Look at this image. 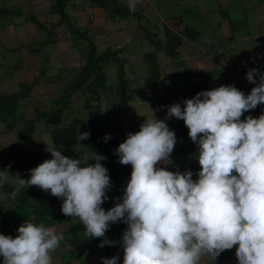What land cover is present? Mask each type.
Wrapping results in <instances>:
<instances>
[{
	"label": "trees",
	"instance_id": "trees-1",
	"mask_svg": "<svg viewBox=\"0 0 264 264\" xmlns=\"http://www.w3.org/2000/svg\"><path fill=\"white\" fill-rule=\"evenodd\" d=\"M4 2L0 0V32L7 22L16 25L13 19L7 21L9 17H23L45 32L43 38L27 44L9 48L0 44L4 52L1 57L7 50L26 47L29 53L38 55L40 62L36 66L38 74L31 80L20 81L18 90L6 92L0 88V128L6 131L16 129L13 132L15 140L0 155V253L4 260H8L6 264H27L26 249L31 246L42 251L41 245L62 248L59 250L62 264H73V261L88 264V257L95 255L102 257V264H115L116 260L118 264H187L184 252L197 245L190 239L194 240L199 235H211L206 241L216 248L217 264H224L227 251L235 245L228 243L229 235L224 236L227 232H216L220 226L219 218L214 212H208L204 217H209L210 213L212 217L203 224V228L196 224L199 212L195 198L203 191L210 193L209 182L197 187L189 184L182 189L174 182L161 185L159 179H155L152 191L145 189L143 178L136 172V167L144 163V151L137 146L140 136L133 134L138 129L133 121L118 125L114 105L120 101L124 107H129L133 81L144 80L143 83L150 88L157 85V80L161 78L175 82L183 73L184 84L187 85H184L185 93L181 101L185 109L193 106V102L201 105L203 98L197 93L202 92L205 85L206 102L220 106L217 114L210 109L206 113L207 118L227 115V112L233 113L235 118L236 112L245 115L246 108H252L242 122L245 132L232 135L235 137L233 142L238 152L240 150L244 156H253L264 164V127L261 125L264 115H252L254 108L264 112V76L260 86L256 85V88H261L262 100L252 106L249 103L245 105L244 92L249 88L243 79L238 80L236 90L231 91L233 88L226 85L229 78L226 68L191 73L186 61L176 58L178 51L175 45L180 44L182 38L168 27H164L161 36L150 31L153 17L149 18L145 6L140 9V1L51 0L48 15L55 19L49 22V26L40 21L33 11H24L21 2L12 7L4 6ZM77 5L100 7L107 22L128 18L135 20L129 43H117L114 49L109 46L99 49L94 41L95 32L87 25H77L75 18L66 12L67 7L75 9ZM61 24L66 26L69 34L66 40L79 53L75 57L78 65L53 67L62 83L60 92L57 96L37 99L33 117L24 120L18 116L19 108L23 103L34 102L28 97L33 94L37 78L50 72L48 49L58 44L55 29ZM187 28L189 34L191 30H196ZM134 37L135 41L152 46L150 52H143L142 45L140 50L132 47ZM256 38L258 44L253 54L260 55L264 53V33ZM135 54L141 55L142 62L135 60ZM162 55L171 59L169 72H164ZM138 63H145L143 70L137 68ZM111 64L116 69L113 81H109L107 73ZM199 75V79L195 78ZM222 86H225L224 89ZM227 87L231 90H225ZM185 95L190 101L184 99ZM109 99L114 103L111 104ZM229 105L233 107L226 112L224 109ZM184 119H187L185 115ZM234 123L235 119L228 125ZM39 129L49 133L53 143L31 151L27 147L21 148L22 143ZM178 130L180 135L171 142L186 139L193 157L203 153L204 148L198 147L190 130L184 129L183 121L177 129L166 131V135L176 134ZM141 131L148 137L155 133L150 126ZM212 141L216 138L213 137ZM155 142L164 146L163 151L169 144L167 139ZM171 151L175 152L174 149ZM225 173L223 193L234 198L232 205H227L235 210L252 211L264 199V184L251 185L239 166L229 164ZM156 176L154 174L152 178ZM174 213H180L184 218L168 226L167 218ZM140 223L144 224L143 229L138 228ZM60 225L69 227L61 236L54 231L40 235V231L52 227L56 229ZM248 241L249 248L261 254L264 225L259 232L250 235ZM99 261L95 263L101 264ZM238 264L246 262L240 259Z\"/></svg>",
	"mask_w": 264,
	"mask_h": 264
},
{
	"label": "rangeland",
	"instance_id": "rangeland-1",
	"mask_svg": "<svg viewBox=\"0 0 264 264\" xmlns=\"http://www.w3.org/2000/svg\"><path fill=\"white\" fill-rule=\"evenodd\" d=\"M4 6H16L18 2H21V6L24 11L31 12L37 16V18L44 22L46 26H49V22L54 17L51 18L48 15L49 3L51 0H3ZM161 6H163L160 11L159 17L167 16L168 13H174L179 16V19L184 23L186 21L185 14H191L192 19L194 17L198 18L199 11L195 6H192L195 2L194 0L190 2L192 8L187 9V4L189 1H176L183 3L181 6H174V1L159 0ZM202 1V0H200ZM216 1V7L219 15L227 17L230 21L229 28L233 31V40L224 45L222 48L230 47L227 49V55L230 57L227 61H222L225 63V67L229 66L228 79L226 85L229 87L225 90L233 91L236 90V84L238 80H242L245 86L249 88L247 95L244 96L245 105L249 103L254 106L262 100V95L260 94L261 88H256V85L260 86L262 75L264 76V67L261 68L260 72L255 70L247 73L250 69V65L247 60H250L249 54H253L255 51V45L258 44L256 37H261L264 33L262 26L264 27V0H213ZM149 1L140 0L139 6L145 8ZM151 2V1H150ZM152 3V2H151ZM150 3V4H151ZM149 5V4H148ZM152 5V4H151ZM150 5V10L146 12L151 19L156 13V6L152 7ZM78 7V8H77ZM71 9V6L67 7L72 18L74 17L77 25H87L96 34L94 39L97 47L99 49H104L103 47L109 46L114 49L117 43L119 45H124L129 43L126 39L123 40L127 35L132 37V28L136 23L135 20L128 18L119 21H108L106 15L100 7H90L78 6ZM148 9V7H147ZM166 15H163L161 13ZM73 13V14H72ZM261 13V15H256ZM168 14V15H170ZM262 17V19H261ZM14 20L16 25H12V22H7L5 26L1 28L0 32V44L4 47L9 48L11 46H16L18 44H27L33 42L34 40H39L45 36L43 30H38L36 26L30 22L23 19V17H9L7 21ZM106 21V23H105ZM156 18L153 19L151 27H155ZM206 22L209 21L208 13L206 14ZM162 23V22H161ZM161 23L157 27H161ZM121 26V27H120ZM120 27V28H119ZM196 29V28H195ZM205 29L209 35L208 40H206L202 46L203 50L207 55L214 54L215 50H218L219 41L215 36V30L212 28L211 24H206ZM107 30H109L107 32ZM158 30V28H157ZM58 37V44L50 48V62L51 69L50 72L45 75V77L39 76L37 78L36 86L34 88L33 94L28 97L29 101L34 99V102L23 103L18 111V116L27 120L33 117V107L37 99H46L50 96H57L60 92L61 81L57 76L56 69H53L56 65L63 68V66H74L78 65V60L75 59L79 54L76 48L71 47L70 43L66 40L68 37V32L64 24L58 25L55 29ZM212 32V33H211ZM162 34V31H160ZM211 33V34H210ZM127 34V35H126ZM245 35L246 39L250 35L251 38L245 41H239L236 44L238 35ZM126 35V36H125ZM197 38L199 33L197 30H191V36ZM132 47L135 46L138 50L142 45L143 52L149 51L150 47L147 44H142L139 41L133 39ZM136 43V44H135ZM234 43V44H233ZM164 44V43H163ZM162 44V45H163ZM131 45V43H130ZM0 45V88L4 89L6 92H13L19 89L18 83L22 80H31L39 72L38 66L40 64L37 59V54H31L27 51L26 47L19 48L18 50H7L6 54L1 57L3 49ZM156 45H154L155 47ZM235 46V47H234ZM131 47V46H130ZM234 47V48H233ZM132 49V48H131ZM234 49V50H231ZM255 53V52H254ZM224 54V52H222ZM155 55V52H154ZM185 54L179 51L176 56L178 60L182 59ZM221 56V55H220ZM255 58V56H252ZM176 59V60H177ZM62 61V62H61ZM264 61L263 58L260 59V63ZM165 63V66L171 64V59L162 55L161 64ZM184 66V65H182ZM180 66V67H182ZM255 66V65H254ZM53 69V70H52ZM188 69H190L188 67ZM231 70V72H230ZM107 73L110 75V80L113 81L116 75V69L113 64L108 68ZM241 73L244 76L241 77ZM139 75V74H138ZM197 76L195 78H200ZM227 77V78H228ZM141 80L133 81L131 86L132 100L128 102L129 107H124V103L118 101L115 104L116 114L114 117L119 121L118 125L130 124L132 121L135 123V127L138 129L133 132L134 135L140 136L139 142H137L138 149H142L144 163L142 166H137L136 170L139 176L143 178L142 184L148 191H152L153 182L155 179H159V183L163 185L166 182H174L179 188H184L189 184L202 185L205 182L210 184V193L208 191H203L196 195V207L199 212V216L196 219V224L199 228H203L212 214L209 217H204L208 212H214L215 216L219 218L220 226L216 232L225 231L227 236L229 235L230 241L233 246L227 251V256L224 258V264H238L240 259L245 261L246 264H264V248L261 254L251 250L249 248L248 237L255 232H259L264 225V199L256 204L253 210L241 211L235 210L232 206L227 205L231 203L234 199L233 197H228L227 194L223 193V179L225 176V171L229 164H236L244 171L247 176L249 183L253 186L264 184V164L258 162L253 158V156H244L242 151L236 148L233 140L235 135L245 132V127L242 122L245 121L246 113L252 108H246L245 115L241 112L235 113V118H233V113H229L233 107L232 105L226 106L227 115L213 116L207 118V112L211 109L215 114L220 111V106L216 104H208L206 102V96L204 91L197 93L201 98V105H196L195 102L193 106L185 109L182 105L181 97L184 95V78L183 73L175 80L171 82L169 80H157V85L148 87V84L143 83ZM161 83L165 84L162 85ZM253 87L250 88V85ZM225 85V82H223ZM212 87H214L212 85ZM225 86L221 88L224 89ZM221 88H218L221 90ZM214 89V88H212ZM221 92V91H218ZM184 99H188L186 95ZM110 100V99H109ZM192 101V100H191ZM111 104L114 103L110 100ZM183 107V108H182ZM253 116H262L264 112L258 111V108L253 109ZM262 114V115H260ZM187 117V119H184ZM235 123L230 126L228 123L234 121ZM183 121L184 129L190 130L191 135L194 136L195 143L199 145V148H204L203 153H199L196 157H193L190 153V144H187L186 139L178 143H171L172 139H175L180 135V131H176V134H167L171 130L177 129ZM256 121H258L256 119ZM132 122V123H133ZM259 123L261 120L258 121ZM21 123V122H20ZM264 127V121L262 122ZM155 133L148 137L141 131L144 128L149 127ZM17 127V126H16ZM141 127V128H140ZM16 130V129H15ZM13 131H6L4 128H0V155L5 150L6 146L15 140V133ZM264 131V130H263ZM164 133V134H163ZM234 135V136H232ZM216 138V141H212V138ZM165 139L169 140V144L166 146V150L161 149L164 146L158 145L155 141L160 140L161 142ZM53 143L49 133L44 129L36 130L33 135L22 143V147H27L29 151L50 146ZM174 149L175 152H172ZM241 153V154H240ZM225 162V163H221ZM156 174L157 178H152V175ZM210 197V198H209ZM221 201V203H219ZM220 204V205H219ZM221 210L219 211V208ZM219 211V213H217ZM184 217L180 213L170 214L167 218L168 226L173 225L177 220L183 219ZM202 218V219H201ZM69 227L66 225L48 228L44 231H40V235H48L51 232H56L58 236H61L63 231H66ZM139 229L144 228V224L140 223L138 225ZM211 235H199L190 239L192 242L197 243L192 249H187L184 252V256L187 259V264H217V253L216 248L211 242H207ZM223 236V237H224ZM140 238V237H139ZM222 236H219L221 240ZM219 244H221V241ZM217 241V242H218ZM42 251L34 250V247H29L26 249V259L27 264H62L60 262L59 250L62 249H52L46 245H41ZM3 254L0 253V264H6L7 259L2 258ZM136 258L135 255H133ZM102 262V257L95 255L88 257V264H96L97 261ZM99 261V262H100ZM73 264H77V261H73ZM118 264V261H115Z\"/></svg>",
	"mask_w": 264,
	"mask_h": 264
},
{
	"label": "crops",
	"instance_id": "crops-1",
	"mask_svg": "<svg viewBox=\"0 0 264 264\" xmlns=\"http://www.w3.org/2000/svg\"><path fill=\"white\" fill-rule=\"evenodd\" d=\"M123 1H127V2H131V1H140V0H123ZM149 1L148 4L146 5V12H148V10H150V5L153 7L154 3L156 6V13L154 15V18L157 19V21L155 22V30L157 32V34L159 36H161L162 34H164V27H168L169 29L174 31V34L177 33V30L180 32L178 36H181L184 39V42L180 43V45H175V49L178 51L181 50L183 54H185V56L183 57V59L186 61L187 67L190 68L191 73H198L200 71H209L212 69H216V68H220L221 66H223L224 64L222 63V61L224 62L225 60L229 59L230 57L227 55V49L230 47H226V48H222L224 45L227 46V43L233 40L234 34L233 31L230 30L229 25H230V21L227 17H223L221 15H219L218 11H217V7L215 2L213 0H194L195 2H192L193 5L195 6L198 10H202V12H200L198 14V18L194 17L192 19V17H186V21L183 23L180 19L178 15H175L174 13H168L170 15L167 14L168 17H159V13L161 11L160 8H162L163 6H161V2L159 0H147ZM152 3H151V2ZM168 1H173V0H168ZM177 1H189V3L187 5H190V2L193 0H177ZM151 3V4H150ZM174 6H178L179 3H176V1L173 2ZM148 7V9H147ZM94 8V7H92ZM101 9V8H100ZM208 13L209 16V21L206 22V14ZM163 15V12L161 13ZM264 14V11L262 12V15ZM256 15H261V13H258ZM172 17H174L175 19H173ZM165 18V19H164ZM262 19V17H261ZM162 22V23H161ZM106 23V21H105ZM161 23V27H157V25ZM211 24L212 28L215 30V36L217 37V40L219 41V49L214 51V54L211 55H207V53L203 50V46L202 44L206 41L207 39V32L205 29V25L206 24ZM165 24H167L168 26H166ZM189 24L193 27L191 28H196V30L198 31L199 35L198 37H192L191 34H189V30L187 27H189ZM158 28V30H157ZM173 28V29H172ZM262 30H264V27H261ZM152 29V27H151ZM109 30H107L108 32ZM160 31H162V34L160 33ZM135 34V29L134 32ZM212 33V32H211ZM210 33V34H211ZM137 34V32H136ZM166 34V33H165ZM181 34V35H180ZM127 35V34H126ZM125 35V36H126ZM251 38V36L249 35L247 39ZM128 42L130 40V37H128V35L123 39ZM135 39V37L133 38ZM245 35H238L237 36V41L236 44L239 41H245L247 40ZM239 40V41H238ZM137 41V40H136ZM136 44V43H135ZM234 44V43H233ZM235 47V46H234ZM233 47V48H234ZM234 50V49H231ZM222 52H224V54H222ZM221 55V56H220ZM255 56V58H253L252 56ZM250 57L249 61H254L257 62L256 65H261L264 63H260V59L263 57V54H253ZM135 60L136 61H141V55L139 54H135ZM142 62V61H141ZM171 65H167V67ZM145 67V63H138L137 68H140L141 70H143V68ZM165 63H163V69H165ZM197 77V76H196Z\"/></svg>",
	"mask_w": 264,
	"mask_h": 264
},
{
	"label": "clouds",
	"instance_id": "clouds-1",
	"mask_svg": "<svg viewBox=\"0 0 264 264\" xmlns=\"http://www.w3.org/2000/svg\"><path fill=\"white\" fill-rule=\"evenodd\" d=\"M176 3H179V2H176ZM184 4V2L183 3H179V6H181V5H183ZM192 8L191 6H189V5H187V9L188 8ZM198 10V9H197ZM146 11V10H145ZM199 11V13L200 12H202V10H198ZM155 15V14H154ZM191 16V14H185V17H190ZM165 17V16H164ZM166 18V17H165ZM164 18V19H165ZM173 19H175L174 17H172ZM152 21H153V19H151V24H152ZM185 24V23H184ZM166 26H168L167 24H165ZM169 27V26H168ZM189 27L191 28V27H193V26H191L190 24H189ZM153 28H155V27H153ZM173 29V28H172ZM149 30L150 31H152V32H156V30L155 29H151V27L149 28ZM174 30V29H173ZM179 31L177 30V33L176 34H178L179 35ZM156 34H157V32H156ZM181 35V34H180ZM182 36V35H181ZM180 36V37H181ZM182 38V37H181ZM206 40H208V37H207V39ZM182 42H184V39L182 38ZM181 42V43H182ZM180 45V44H179ZM218 46V45H217ZM263 58V57H262ZM225 61H227V60H225ZM248 61V60H247ZM256 63L257 62H254V61H250L249 62V65H250V69L247 71V73L248 72H250L251 74H252V72L255 70V72H257V71H259L260 72V68H262V67H264V63L263 64H259V65H256ZM171 65V64H170ZM255 65V66H254ZM226 65L224 64L223 66H221V67H223V68H228L229 66H227V67H225ZM171 70V66H170V68H169V66L168 67H166L165 69H164V72H169ZM228 70V69H227ZM251 70V71H250ZM230 72H231V70H230ZM261 73V72H260ZM242 76H244V74L243 73H241V77ZM263 76V75H262ZM231 77H229L228 79H230ZM162 80H165V79H163L162 78ZM162 85H165V84H163V83H161ZM253 87V84L252 85H250V88H252ZM245 93V95H247L246 93L247 92H244ZM151 130H148V132H150ZM164 134V133H163ZM171 143H174V142H171ZM143 165V163L142 164H140V166H142ZM139 166V165H138ZM136 172H137V170H136ZM138 174V173H137ZM141 176H143V175H141Z\"/></svg>",
	"mask_w": 264,
	"mask_h": 264
}]
</instances>
